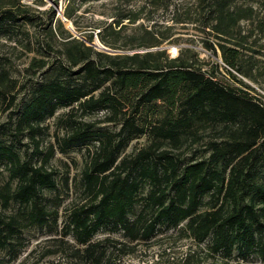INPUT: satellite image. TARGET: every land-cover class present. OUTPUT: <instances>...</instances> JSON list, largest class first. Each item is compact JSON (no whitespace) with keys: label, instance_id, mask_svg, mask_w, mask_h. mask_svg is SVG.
Returning <instances> with one entry per match:
<instances>
[{"label":"trees","instance_id":"16d2710c","mask_svg":"<svg viewBox=\"0 0 264 264\" xmlns=\"http://www.w3.org/2000/svg\"><path fill=\"white\" fill-rule=\"evenodd\" d=\"M203 2L222 61L250 77L241 69L243 45L233 35L235 24L250 9L231 10L235 0ZM27 7L20 0H0V37L15 38L27 24L40 27V16ZM63 14L72 19L67 4ZM46 15L50 22L58 20L53 8ZM57 23L63 31L61 48L55 51L49 41L39 42L40 58L33 61L36 79L25 83L23 97L8 115L6 130L13 128L14 139L0 140V164L9 174L0 188V201L4 208L16 205L15 211L0 213V264L19 259L25 247L24 230L43 228L56 219L46 196L58 188L54 172L45 168L52 153L46 151L40 165L22 159L20 136L29 135L35 142L32 152L41 154L35 134L42 123L66 108L63 120L69 132L60 150L92 144L94 151L81 171L82 201L70 209L58 233L73 242L60 240L69 245L61 253L63 259L113 264L111 257L122 252L126 242L149 241L158 233L176 230L198 249L187 254L182 264H194L192 257L202 251L220 260L236 254L264 264L263 103L225 83L213 70L183 58L182 52L172 58L164 51L109 54ZM41 28L56 39L48 22ZM87 38L92 40L91 35ZM100 41L114 48L102 37ZM206 46L213 48L210 43ZM4 93L0 90V106L7 103L8 110L15 98L8 100ZM159 103L161 113L155 117ZM78 111L107 112L106 122L118 128L103 130L78 121L73 115ZM208 129L218 131L219 137L205 143L202 156L185 160L175 152ZM143 135L148 143L126 153L130 143ZM102 227L121 232V241L110 235L97 239Z\"/></svg>","mask_w":264,"mask_h":264},{"label":"rangeland","instance_id":"374dc122","mask_svg":"<svg viewBox=\"0 0 264 264\" xmlns=\"http://www.w3.org/2000/svg\"><path fill=\"white\" fill-rule=\"evenodd\" d=\"M20 3L28 6L33 14L40 16V27L39 24H27L24 33L19 32L15 38L0 37V90L5 92L8 100L10 97L15 98V104L8 110L7 103L0 106L1 141L14 139L13 128L6 130L10 127L8 115L15 110L23 97L25 83L29 84L36 79L38 68L33 66V61L40 58L39 42L45 44L49 41L55 51L61 48L60 32L63 31L58 21L62 23L64 30L76 38L109 54L131 55L164 51L165 55L172 58L182 52L183 58L193 60L196 66L203 65L204 68L213 70L219 79L264 105V0H235L231 6V10L239 13L243 9H250L246 12L247 17L239 19L235 24L233 31L235 41L243 45L241 69L247 71L250 77L243 76L222 61L221 52L214 40L215 32L207 24L209 9L203 0H77L70 4L66 0H57V3L53 0H20ZM66 4L70 7L72 19L63 14ZM50 8L55 10L57 21H49L46 13ZM47 22L55 28L56 39L49 37L47 31L41 28ZM90 35L91 41L87 38ZM101 37L114 48L104 45L100 41ZM146 43L155 45L141 46ZM208 43L213 48H207ZM226 69L231 70L247 86L231 78ZM155 109L158 110L154 112L157 117L161 113L162 104H157ZM66 111L67 108L58 110L53 117L41 124V129L35 134L37 149L42 151L41 154L32 152L35 150V142L29 135L20 136L22 159H32L39 164L46 151L52 153L45 168L54 172L58 188L56 191L46 192L51 209L56 211V219L51 218L50 224L43 228L30 227L24 230L25 247L19 259L12 264H75L74 261L63 259L61 254L69 246L63 241L69 244L73 242L69 237L61 239L58 233L70 209L82 201L81 171L94 151V146L83 144L71 146L65 151L60 150L62 138L69 132L68 125L63 120ZM73 115L78 121L94 123L98 129L114 131L118 128V125L106 122L107 112L83 115L78 111ZM200 133L199 138L187 140L175 152L185 160L202 156L205 143L211 138H218L219 132L208 129ZM147 140L145 135L134 139L126 153L145 146ZM8 180V170L4 164H0V188ZM15 210L14 203L4 208L0 201V213L8 214ZM109 235L121 241V232L112 231L109 227H102L96 238L102 239ZM126 244L122 252L119 251L111 257L113 264H182L187 254L198 251L192 239L176 230L158 233L149 241ZM192 259L194 264H263L256 258L243 260L236 254L230 260H220L206 256L203 251L195 253Z\"/></svg>","mask_w":264,"mask_h":264},{"label":"water","instance_id":"95a60500","mask_svg":"<svg viewBox=\"0 0 264 264\" xmlns=\"http://www.w3.org/2000/svg\"><path fill=\"white\" fill-rule=\"evenodd\" d=\"M103 48H104L105 50H109L107 47H104V46H103Z\"/></svg>","mask_w":264,"mask_h":264},{"label":"bare ground","instance_id":"6f19581e","mask_svg":"<svg viewBox=\"0 0 264 264\" xmlns=\"http://www.w3.org/2000/svg\"><path fill=\"white\" fill-rule=\"evenodd\" d=\"M63 19H65V18H63ZM101 45V44H100ZM103 47V46H102Z\"/></svg>","mask_w":264,"mask_h":264}]
</instances>
